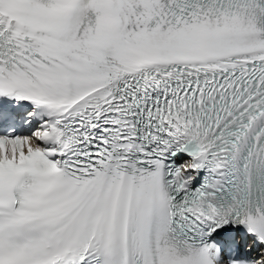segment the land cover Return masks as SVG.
Wrapping results in <instances>:
<instances>
[{
  "label": "snow or ice",
  "instance_id": "6c2138e0",
  "mask_svg": "<svg viewBox=\"0 0 264 264\" xmlns=\"http://www.w3.org/2000/svg\"><path fill=\"white\" fill-rule=\"evenodd\" d=\"M0 264H264V0H0Z\"/></svg>",
  "mask_w": 264,
  "mask_h": 264
}]
</instances>
